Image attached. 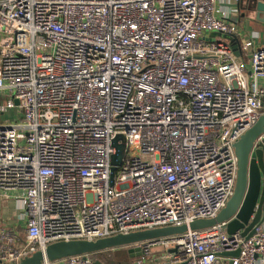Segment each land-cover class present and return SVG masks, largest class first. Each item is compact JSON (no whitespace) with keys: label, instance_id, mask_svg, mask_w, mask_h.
<instances>
[{"label":"built area","instance_id":"2783aa9c","mask_svg":"<svg viewBox=\"0 0 264 264\" xmlns=\"http://www.w3.org/2000/svg\"><path fill=\"white\" fill-rule=\"evenodd\" d=\"M223 35L239 40L240 56ZM0 36V117L23 114L0 122V198L20 203L26 238L4 229L0 264L226 207L235 144L264 116V48L218 0H0ZM263 146L264 133L252 152ZM226 225L131 245L141 256L129 260L264 263V224L250 238Z\"/></svg>","mask_w":264,"mask_h":264},{"label":"water","instance_id":"95a60500","mask_svg":"<svg viewBox=\"0 0 264 264\" xmlns=\"http://www.w3.org/2000/svg\"><path fill=\"white\" fill-rule=\"evenodd\" d=\"M264 12V0H239L234 5L244 9ZM215 36V35H214ZM231 41L233 50L240 56L239 40L234 36L223 35ZM264 133V116L260 117L257 123L249 129L235 144L238 157V174L234 194L226 207L213 219H201L192 222L190 225L170 226L156 229H148L132 232L129 234H118L116 236L89 240L60 241L48 245L44 250H39L32 256L25 257L19 264H47L60 261L66 258L91 255L108 250L129 247L145 241H153L160 238L182 235L189 230L204 231L227 223L226 231L229 235L241 232L244 237L250 238L257 233V229L264 224V146L261 150L252 152L254 142ZM114 145L116 154L112 157V185L115 172L121 165L125 151L124 137L118 136ZM177 249L171 250L176 252ZM130 257L141 256L139 248L129 250ZM240 250L220 254L221 257L236 258ZM96 264H102L96 261ZM229 264H233L232 261Z\"/></svg>","mask_w":264,"mask_h":264},{"label":"crops","instance_id":"0c3cea01","mask_svg":"<svg viewBox=\"0 0 264 264\" xmlns=\"http://www.w3.org/2000/svg\"><path fill=\"white\" fill-rule=\"evenodd\" d=\"M236 4V0H218L220 8L233 13L241 31L247 36L246 38L253 40L254 47L258 49L264 48V12L259 14L257 10L248 9L245 4L244 9H241L240 7H235L234 5ZM12 194L10 193V196ZM12 206L16 207V201L13 198H0V246L3 244L1 236L4 229L16 230L15 232L18 233L21 244L26 241L20 213L19 211L11 210ZM18 245L19 243L15 244V246ZM47 264H65V262L63 259ZM224 264H229V262Z\"/></svg>","mask_w":264,"mask_h":264},{"label":"rangeland","instance_id":"374dc122","mask_svg":"<svg viewBox=\"0 0 264 264\" xmlns=\"http://www.w3.org/2000/svg\"><path fill=\"white\" fill-rule=\"evenodd\" d=\"M0 39H1V36H0ZM9 99L10 97H6V98H3V101L7 102ZM22 118H23L22 110L18 108H14L12 110H7V112L3 116L0 117V122L2 121L17 122V121L22 120ZM11 210L19 211L20 213V210H21L20 203L16 202V207L12 206ZM129 250H130L129 247L118 248L106 254L105 256H107L109 259L115 260V262L125 263L127 261V264H133V262L129 260V255H130Z\"/></svg>","mask_w":264,"mask_h":264},{"label":"trees","instance_id":"16d2710c","mask_svg":"<svg viewBox=\"0 0 264 264\" xmlns=\"http://www.w3.org/2000/svg\"><path fill=\"white\" fill-rule=\"evenodd\" d=\"M113 250L104 251L101 253L91 254L89 255L93 260L99 261L102 264H127V261L125 263L122 262H115V260L109 259L106 254L110 253ZM108 258V259H107Z\"/></svg>","mask_w":264,"mask_h":264}]
</instances>
